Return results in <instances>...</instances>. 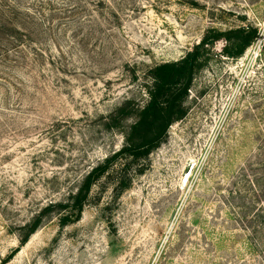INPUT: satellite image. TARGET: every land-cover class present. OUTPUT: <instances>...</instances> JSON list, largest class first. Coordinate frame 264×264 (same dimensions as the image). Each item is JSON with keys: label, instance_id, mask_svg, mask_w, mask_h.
<instances>
[{"label": "rangeland", "instance_id": "obj_1", "mask_svg": "<svg viewBox=\"0 0 264 264\" xmlns=\"http://www.w3.org/2000/svg\"><path fill=\"white\" fill-rule=\"evenodd\" d=\"M196 1L9 0L27 29L0 36V264H264V38L238 57L218 41L144 172L122 193L103 179L75 223L52 208L22 243L133 138L151 68L210 28L264 37V0Z\"/></svg>", "mask_w": 264, "mask_h": 264}, {"label": "trees", "instance_id": "obj_2", "mask_svg": "<svg viewBox=\"0 0 264 264\" xmlns=\"http://www.w3.org/2000/svg\"><path fill=\"white\" fill-rule=\"evenodd\" d=\"M188 3L192 7L199 8V3L196 0H189ZM20 9L15 3L10 4L9 0H0V36L7 35L14 38L16 42L19 41L14 33L27 29L26 23L17 16V12L21 11ZM20 34L24 33L21 32ZM261 38L264 37L259 28L253 25L240 26L226 31L210 28L206 31L203 39L183 58L177 61L164 62L151 68L149 72L152 80V85L149 88L150 100L143 108H135L137 120L130 128L133 138L127 145L93 167L80 182L77 189L70 194L68 200L51 203L40 212L28 227L22 243L25 244L29 241L30 237L41 226L47 212H50L52 208H58L62 213L61 226L79 221L93 187L103 179L112 180L114 190L119 193L127 189L133 176L144 172L145 165L141 161L149 158L150 154L161 145L169 127L188 114L186 100L189 90L196 73L203 68L205 57L211 48L218 41L223 40L225 43L222 53L228 57H238ZM130 113L132 112L129 111L128 106L120 107L118 115L111 116L114 126L117 127V120L129 116ZM133 163L137 165L134 174L123 176L119 172H115L117 166L120 165L124 168ZM258 215H264V211ZM14 255L15 252L9 256V259ZM9 259L2 263H7Z\"/></svg>", "mask_w": 264, "mask_h": 264}]
</instances>
